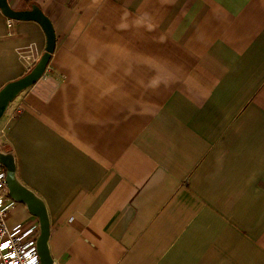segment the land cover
Masks as SVG:
<instances>
[{
  "label": "crops",
  "instance_id": "0c3cea01",
  "mask_svg": "<svg viewBox=\"0 0 264 264\" xmlns=\"http://www.w3.org/2000/svg\"><path fill=\"white\" fill-rule=\"evenodd\" d=\"M7 3L55 34L0 119L52 264H264V0ZM44 48L0 13V90Z\"/></svg>",
  "mask_w": 264,
  "mask_h": 264
},
{
  "label": "water",
  "instance_id": "95a60500",
  "mask_svg": "<svg viewBox=\"0 0 264 264\" xmlns=\"http://www.w3.org/2000/svg\"><path fill=\"white\" fill-rule=\"evenodd\" d=\"M0 13L8 20L17 22H34L38 24L45 36L44 52L30 70L21 78L6 84L0 90V119L4 115L9 103L22 91L33 86L44 74L50 57L55 48V34L52 23L37 6H31L27 10H13L7 0H0ZM0 166L6 171V186L10 198L16 202L25 204L28 212L37 218L40 235L37 240V252L41 264H52L47 250L48 220L44 207L30 192L20 186L15 180V170L12 158L7 154H0Z\"/></svg>",
  "mask_w": 264,
  "mask_h": 264
},
{
  "label": "built area",
  "instance_id": "2783aa9c",
  "mask_svg": "<svg viewBox=\"0 0 264 264\" xmlns=\"http://www.w3.org/2000/svg\"><path fill=\"white\" fill-rule=\"evenodd\" d=\"M8 25L11 20H8ZM15 202L6 186V171L0 166V264H41L37 252L39 223L8 228L6 220Z\"/></svg>",
  "mask_w": 264,
  "mask_h": 264
},
{
  "label": "trees",
  "instance_id": "16d2710c",
  "mask_svg": "<svg viewBox=\"0 0 264 264\" xmlns=\"http://www.w3.org/2000/svg\"><path fill=\"white\" fill-rule=\"evenodd\" d=\"M35 66V64H33V66L32 67H30L27 71H26V73H25V75L27 74V73H29L30 72V70L33 68Z\"/></svg>",
  "mask_w": 264,
  "mask_h": 264
}]
</instances>
